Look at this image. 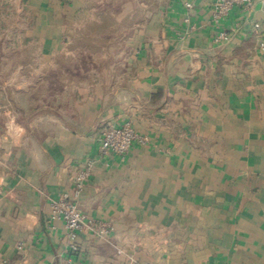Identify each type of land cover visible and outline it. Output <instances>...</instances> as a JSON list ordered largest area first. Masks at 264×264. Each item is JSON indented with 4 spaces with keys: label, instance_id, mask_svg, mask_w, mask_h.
Masks as SVG:
<instances>
[{
    "label": "crops",
    "instance_id": "1",
    "mask_svg": "<svg viewBox=\"0 0 264 264\" xmlns=\"http://www.w3.org/2000/svg\"><path fill=\"white\" fill-rule=\"evenodd\" d=\"M92 3L0 0V264H264V32H251L264 0L219 23L214 0L138 3L119 15L138 19L105 80L19 120L12 86L30 92L98 15ZM224 30L233 39L216 44ZM128 122L149 143L101 158L106 125ZM89 159L80 207L115 232L81 235L73 252L50 204Z\"/></svg>",
    "mask_w": 264,
    "mask_h": 264
},
{
    "label": "rangeland",
    "instance_id": "2",
    "mask_svg": "<svg viewBox=\"0 0 264 264\" xmlns=\"http://www.w3.org/2000/svg\"><path fill=\"white\" fill-rule=\"evenodd\" d=\"M146 1L147 0H93L91 7L98 15H95L96 17L92 20L83 22L82 29L75 32V38L80 39L81 34L84 35L79 45L71 48L68 47L66 51L59 55V57L62 58V62H58V57L56 63L49 66L47 65L45 71L42 72L39 78L33 81L30 87L37 89L36 95L31 94V90L30 93L27 94H17V89L12 86L15 106L18 108H28L29 106L41 102H48V98L51 97V82H53L54 78L48 71H61L59 77L55 76V79H61L63 92H70L72 98L75 90L78 97V95H80V89H84L89 85L97 84L100 83L101 80H105V78L108 77L106 72L109 70V66L116 60L119 49H122V47L120 48L118 46V43L120 42L122 44V39L129 36L131 33L130 27L133 25V22L138 19L137 16L133 18L132 15H127L124 20L119 21V15L128 9H138V3H140V6L144 9ZM102 10L113 12V16L103 19V16H101ZM140 14L143 19V12ZM98 21L101 22V24L98 23ZM119 36L120 38H118ZM70 59L71 62H63V60L69 61ZM8 65L9 64L6 65L7 68H9ZM79 67L80 69L78 70L80 71L77 73L75 69ZM70 70H72V72L75 70L72 74L74 76L76 75V80L70 78ZM3 81L4 80H0L1 86H5ZM25 81L26 80H24V82ZM19 82L21 83L22 80L20 79ZM16 83L17 82H15V84ZM43 98H45V100ZM69 107L70 105H68L67 108ZM22 111H16L19 120L27 122L26 120L28 119L31 122L35 119H32L30 113H27V116H29L27 118L25 112ZM67 111L69 110H66L63 114H67Z\"/></svg>",
    "mask_w": 264,
    "mask_h": 264
},
{
    "label": "built area",
    "instance_id": "3",
    "mask_svg": "<svg viewBox=\"0 0 264 264\" xmlns=\"http://www.w3.org/2000/svg\"><path fill=\"white\" fill-rule=\"evenodd\" d=\"M252 0H214L213 19L215 22L227 18L235 6L241 5L248 7ZM191 7V4H187ZM188 22L189 20L186 19ZM194 28V27H193ZM251 32L259 36L264 32V24L253 22ZM233 34L227 30L221 31L215 38L216 44L230 42ZM260 49L264 50V41L260 43ZM99 154L101 158H106L112 154L125 157L129 154L134 144L146 146L149 138L137 132L133 125L128 122L122 126H115L109 123L104 128L101 135ZM94 162L87 160L81 169L76 173L73 189L71 192L63 193L59 198L51 201V212L48 219L50 228L56 229V224L62 222L67 233L71 250H80L78 243L81 235H91L99 240H109L115 232V226L111 222L97 220L90 217L80 207V201L85 194L87 185L92 175ZM19 253L24 256V246L22 243L17 245ZM62 264H75L72 258L67 259Z\"/></svg>",
    "mask_w": 264,
    "mask_h": 264
},
{
    "label": "trees",
    "instance_id": "4",
    "mask_svg": "<svg viewBox=\"0 0 264 264\" xmlns=\"http://www.w3.org/2000/svg\"><path fill=\"white\" fill-rule=\"evenodd\" d=\"M84 37L83 34H81L80 39L75 38L74 40V46H78L79 42L82 40V38ZM59 62H62V58L60 59ZM63 62H71V59L69 61H64ZM79 68H76V72L78 73L80 70ZM74 70V71H75ZM74 71L72 72V70H70V78L73 80L75 79V76L72 74L74 73ZM48 73H51V75L54 76L53 78V82H51V86L52 89L50 90V95L51 97L48 98V102L47 103H38L36 105L33 106H29L28 108H17V110H23L25 112V115L27 116V113H30L32 119L36 118L37 116L41 115V114H47V113H58L59 108H63V109H67L68 105L70 104L71 100H72V96L71 93L69 92H63L62 89V84H61V79H55V76H58L61 74V71H54V72H50L48 71ZM76 80V79H75ZM36 90L34 87L31 88V94L36 95ZM30 93V92H29ZM45 100V98H43ZM47 100V99H46ZM22 111V112H23ZM29 116H27L28 118ZM27 122H30V120H26Z\"/></svg>",
    "mask_w": 264,
    "mask_h": 264
}]
</instances>
